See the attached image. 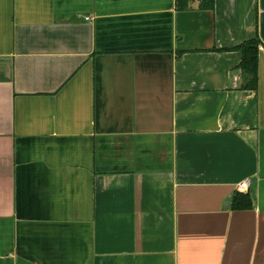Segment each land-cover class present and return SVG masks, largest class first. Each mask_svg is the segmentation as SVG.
<instances>
[{
  "label": "crops",
  "instance_id": "obj_1",
  "mask_svg": "<svg viewBox=\"0 0 264 264\" xmlns=\"http://www.w3.org/2000/svg\"><path fill=\"white\" fill-rule=\"evenodd\" d=\"M180 1L0 0V264H264V0Z\"/></svg>",
  "mask_w": 264,
  "mask_h": 264
},
{
  "label": "trees",
  "instance_id": "obj_2",
  "mask_svg": "<svg viewBox=\"0 0 264 264\" xmlns=\"http://www.w3.org/2000/svg\"><path fill=\"white\" fill-rule=\"evenodd\" d=\"M190 0H181L180 8L188 7ZM199 6L202 9L212 10L214 8L215 0H198ZM259 45L260 40L255 38L241 44L237 50L242 55L240 69L244 79L245 89H255L258 78V64H259ZM253 207L252 199L248 194L236 192L232 199L231 209L233 211H246Z\"/></svg>",
  "mask_w": 264,
  "mask_h": 264
},
{
  "label": "built area",
  "instance_id": "obj_3",
  "mask_svg": "<svg viewBox=\"0 0 264 264\" xmlns=\"http://www.w3.org/2000/svg\"><path fill=\"white\" fill-rule=\"evenodd\" d=\"M248 185L249 182L248 181H244L241 184H239V186L237 187V190L242 193V192H246L248 189Z\"/></svg>",
  "mask_w": 264,
  "mask_h": 264
}]
</instances>
